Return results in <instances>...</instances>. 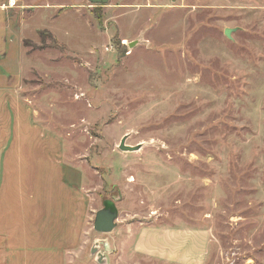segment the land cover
<instances>
[{"label": "rangeland", "instance_id": "1", "mask_svg": "<svg viewBox=\"0 0 264 264\" xmlns=\"http://www.w3.org/2000/svg\"><path fill=\"white\" fill-rule=\"evenodd\" d=\"M3 76L78 174L70 264H264V0H0ZM144 228L185 239L119 250Z\"/></svg>", "mask_w": 264, "mask_h": 264}, {"label": "crops", "instance_id": "2", "mask_svg": "<svg viewBox=\"0 0 264 264\" xmlns=\"http://www.w3.org/2000/svg\"><path fill=\"white\" fill-rule=\"evenodd\" d=\"M14 7V6H10ZM0 83V264H70L79 256L81 226L87 202L74 190L78 174L63 161L56 134L40 127L33 109L6 76ZM63 151V153H62ZM79 173V169H77ZM74 174V175H73ZM88 233V230L85 234ZM194 248H207V236ZM183 232L141 229L120 243L122 248L143 250L152 245L162 257L168 243L178 246ZM204 244V247H203ZM198 259L196 263H199Z\"/></svg>", "mask_w": 264, "mask_h": 264}, {"label": "water", "instance_id": "3", "mask_svg": "<svg viewBox=\"0 0 264 264\" xmlns=\"http://www.w3.org/2000/svg\"><path fill=\"white\" fill-rule=\"evenodd\" d=\"M92 4H101L105 5L109 3L110 0H89ZM235 30L226 29L225 35L232 39V33ZM135 43H132L131 46H134ZM127 136L124 137L119 146L121 151L134 152L140 149V146L132 147L126 144ZM116 199L106 200L103 203V208L96 213L94 220V230L99 234H110L113 233L117 228V220L119 218V210L116 206ZM96 247V245H95ZM98 248V247H97ZM97 248H93V253L96 252ZM102 259V256H99Z\"/></svg>", "mask_w": 264, "mask_h": 264}, {"label": "bare ground", "instance_id": "4", "mask_svg": "<svg viewBox=\"0 0 264 264\" xmlns=\"http://www.w3.org/2000/svg\"><path fill=\"white\" fill-rule=\"evenodd\" d=\"M11 6H15V2L14 1H11Z\"/></svg>", "mask_w": 264, "mask_h": 264}, {"label": "flooded vegetation", "instance_id": "5", "mask_svg": "<svg viewBox=\"0 0 264 264\" xmlns=\"http://www.w3.org/2000/svg\"><path fill=\"white\" fill-rule=\"evenodd\" d=\"M105 202V201H104Z\"/></svg>", "mask_w": 264, "mask_h": 264}]
</instances>
